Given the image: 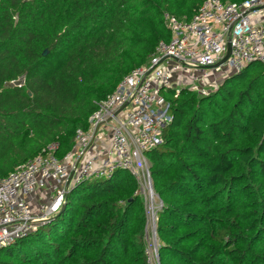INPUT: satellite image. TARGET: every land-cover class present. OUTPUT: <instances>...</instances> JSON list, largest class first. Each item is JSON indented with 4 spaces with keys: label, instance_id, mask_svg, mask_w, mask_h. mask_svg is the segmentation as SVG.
<instances>
[{
    "label": "trees",
    "instance_id": "1",
    "mask_svg": "<svg viewBox=\"0 0 264 264\" xmlns=\"http://www.w3.org/2000/svg\"><path fill=\"white\" fill-rule=\"evenodd\" d=\"M202 2L0 0V177L50 143L68 153L96 103L170 39L164 15L189 19ZM164 98L171 121L146 154L162 201L160 263L264 264L263 65L207 96ZM136 189L125 170L74 186L62 212L0 250V264H146Z\"/></svg>",
    "mask_w": 264,
    "mask_h": 264
},
{
    "label": "built area",
    "instance_id": "2",
    "mask_svg": "<svg viewBox=\"0 0 264 264\" xmlns=\"http://www.w3.org/2000/svg\"><path fill=\"white\" fill-rule=\"evenodd\" d=\"M164 22L170 39L159 41L147 64L130 71L96 103L68 153L58 158L57 143H50L0 177V250L48 223L70 189L84 181L110 179L125 170L137 184L136 195L149 192L146 154L162 143L163 128L171 121L164 93L176 96L183 89L173 87L175 73L198 71L185 89L207 96L217 85L210 90L198 83L209 69L237 73L250 62L264 67V0H203L189 19L166 13ZM21 79L9 85L20 87ZM39 192L46 198L36 200ZM146 264H160L155 245L146 250Z\"/></svg>",
    "mask_w": 264,
    "mask_h": 264
},
{
    "label": "rangeland",
    "instance_id": "3",
    "mask_svg": "<svg viewBox=\"0 0 264 264\" xmlns=\"http://www.w3.org/2000/svg\"><path fill=\"white\" fill-rule=\"evenodd\" d=\"M148 158V157H147ZM149 160V158H148ZM150 162V160H149ZM151 170V163H149V171ZM150 180H151V186L152 188L149 189V192L147 194H140L138 195L143 204V210L145 213L146 217V222H145V235H144V240H145V248H144V254L146 258V250L148 252L150 246H156L158 247V238L156 235V222H157V217L156 211H158L161 206H162V201L159 197V195L155 192L153 188V183L151 179V173H150ZM154 218V220H153ZM160 263V260H159ZM161 264V263H160Z\"/></svg>",
    "mask_w": 264,
    "mask_h": 264
},
{
    "label": "crops",
    "instance_id": "4",
    "mask_svg": "<svg viewBox=\"0 0 264 264\" xmlns=\"http://www.w3.org/2000/svg\"><path fill=\"white\" fill-rule=\"evenodd\" d=\"M199 72L196 70H187L177 72L172 76V85L174 88H185L188 84L191 83L192 78L194 75L198 74ZM231 68L228 67H221L218 70H211L209 69V74L207 77L201 79L198 83L199 86L205 87L207 89H213L212 85L215 83L217 87L223 83V81L235 74ZM192 92V91H191ZM196 93V92H195ZM36 200L41 201L46 198V194L44 192H39L35 196ZM34 202V201H33Z\"/></svg>",
    "mask_w": 264,
    "mask_h": 264
},
{
    "label": "water",
    "instance_id": "5",
    "mask_svg": "<svg viewBox=\"0 0 264 264\" xmlns=\"http://www.w3.org/2000/svg\"><path fill=\"white\" fill-rule=\"evenodd\" d=\"M45 54H46V50L43 52V55H45ZM228 55H229V50L226 52L224 59H226L228 57ZM64 209H65V204H62L59 212H62Z\"/></svg>",
    "mask_w": 264,
    "mask_h": 264
}]
</instances>
